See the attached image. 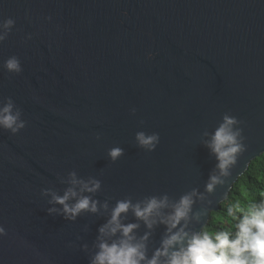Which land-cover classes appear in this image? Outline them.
Here are the masks:
<instances>
[{
    "label": "water",
    "instance_id": "95a60500",
    "mask_svg": "<svg viewBox=\"0 0 264 264\" xmlns=\"http://www.w3.org/2000/svg\"><path fill=\"white\" fill-rule=\"evenodd\" d=\"M8 17L16 23L0 42V100L12 97L27 125L0 128V264H90L120 199L167 194L171 205L195 189L203 199L187 230L200 231L264 154V0H0V20ZM13 55L18 74L3 67ZM226 112L243 122L247 148L208 193L218 169L204 133ZM141 130L160 134L154 151L137 145ZM114 146L124 148L115 162ZM72 170L102 181L100 211L75 221L50 215L42 194H63ZM122 221L139 225L138 240L148 234V258L167 235L132 211Z\"/></svg>",
    "mask_w": 264,
    "mask_h": 264
},
{
    "label": "clouds",
    "instance_id": "9594fccd",
    "mask_svg": "<svg viewBox=\"0 0 264 264\" xmlns=\"http://www.w3.org/2000/svg\"><path fill=\"white\" fill-rule=\"evenodd\" d=\"M15 23L12 17L0 20V42L8 37ZM28 38H31V34ZM3 67L9 73L18 74L23 70L19 57L15 55L7 58ZM131 111L135 114L136 109L132 108ZM22 115V109L17 107L12 97L0 100V128L12 134L20 132L27 125ZM242 123L238 117L226 112L213 132L204 133L210 137L205 144L215 155L218 169V174L210 176L205 186L206 192H214L217 185L226 182L223 178L231 175V168L246 151V137L243 135V128L239 127ZM135 140L140 148L151 152L159 145L160 134L141 130L136 132ZM122 155L124 148L120 146L108 149V156L113 162ZM63 182L68 185L63 194L51 188L42 190L43 195L50 196L49 204L54 205L47 208L50 215L59 213L66 220L75 221L84 212L100 211V201L93 198L102 188L100 179L94 176L85 179L72 170ZM198 195L203 199V194L194 189L171 205L167 194L152 195L135 203L131 199L117 200L110 217L99 228L98 250L90 264H264V199H250L246 204L237 202L227 207V215L235 228L234 235L223 230L209 232L205 227L200 231L190 232L187 230L188 221L192 218V208ZM102 207L107 209L108 202L105 201ZM169 207L171 211L166 213L164 210ZM129 211L138 220H143L149 229L157 223L167 226V235L151 258L146 255L144 243L148 234L138 240L134 231L139 225L122 221L123 215ZM200 216V213H196L195 219L199 220ZM5 235L7 230L0 225V237ZM105 237L116 239L109 241Z\"/></svg>",
    "mask_w": 264,
    "mask_h": 264
},
{
    "label": "trees",
    "instance_id": "16d2710c",
    "mask_svg": "<svg viewBox=\"0 0 264 264\" xmlns=\"http://www.w3.org/2000/svg\"><path fill=\"white\" fill-rule=\"evenodd\" d=\"M250 199H264V154L251 162L248 170L234 184L227 199L222 203V208L212 212L206 226L207 230L209 232L223 230L234 235L235 228L227 215V207L237 202L246 204Z\"/></svg>",
    "mask_w": 264,
    "mask_h": 264
}]
</instances>
